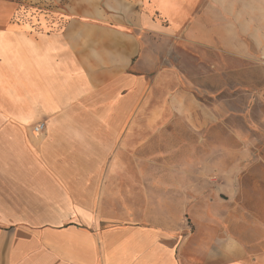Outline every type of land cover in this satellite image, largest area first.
Listing matches in <instances>:
<instances>
[{
	"label": "crops",
	"instance_id": "crops-1",
	"mask_svg": "<svg viewBox=\"0 0 264 264\" xmlns=\"http://www.w3.org/2000/svg\"><path fill=\"white\" fill-rule=\"evenodd\" d=\"M142 1L137 18L110 0L100 24L33 31L0 0V264H264V224L236 225L213 193L189 229L187 179L141 162V130L162 115L141 110L154 85L139 74L154 67L145 38L246 56L264 0Z\"/></svg>",
	"mask_w": 264,
	"mask_h": 264
},
{
	"label": "rangeland",
	"instance_id": "rangeland-1",
	"mask_svg": "<svg viewBox=\"0 0 264 264\" xmlns=\"http://www.w3.org/2000/svg\"><path fill=\"white\" fill-rule=\"evenodd\" d=\"M2 1L12 5L14 22L40 31L61 29L68 17L100 24L98 15L110 0ZM117 1L137 18L142 0H111L113 14ZM260 28V39L251 34L241 40L246 56L231 43L207 48L178 36L143 41L145 63L154 67H142L139 74L154 85V98L149 106L141 104V110L147 106L162 116L153 131L141 130L140 160L165 161L166 175L187 179L186 185L169 186L187 187L189 229L197 202L205 196L209 206L213 193L240 212L236 225L246 214L248 223L264 224L263 22ZM140 122L146 127L148 121ZM227 175L235 176L234 181Z\"/></svg>",
	"mask_w": 264,
	"mask_h": 264
},
{
	"label": "built area",
	"instance_id": "built-area-1",
	"mask_svg": "<svg viewBox=\"0 0 264 264\" xmlns=\"http://www.w3.org/2000/svg\"><path fill=\"white\" fill-rule=\"evenodd\" d=\"M45 128V124L44 123H39L38 125H36L34 127V131L36 133H41L43 131V129Z\"/></svg>",
	"mask_w": 264,
	"mask_h": 264
}]
</instances>
